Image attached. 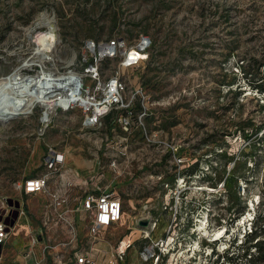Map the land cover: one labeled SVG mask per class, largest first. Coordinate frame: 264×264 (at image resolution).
<instances>
[{
    "label": "rangeland",
    "instance_id": "rangeland-1",
    "mask_svg": "<svg viewBox=\"0 0 264 264\" xmlns=\"http://www.w3.org/2000/svg\"><path fill=\"white\" fill-rule=\"evenodd\" d=\"M139 34L152 39L145 64L99 62L103 82L120 71L124 101L93 126L83 125L84 106L53 105L44 128L40 103L5 113L13 95L0 92L6 247L20 223L49 264L94 240L106 251L130 240L128 264H142L149 245L165 252L158 264H264L253 246L264 241V0H0V79L78 75L99 96L85 43L120 36L130 44ZM48 146L64 152L61 173L25 194L21 184L42 171ZM96 186L120 197L123 215L93 232L76 209ZM150 221L156 227L143 239L135 227Z\"/></svg>",
    "mask_w": 264,
    "mask_h": 264
},
{
    "label": "built area",
    "instance_id": "built-area-1",
    "mask_svg": "<svg viewBox=\"0 0 264 264\" xmlns=\"http://www.w3.org/2000/svg\"><path fill=\"white\" fill-rule=\"evenodd\" d=\"M87 49L94 50V61H97V64L104 59L119 58V68H137L145 64L149 59L151 49H152V39L147 34H139L135 40L128 44L123 37L115 36L110 40L104 42H89L85 43ZM90 65V69H87V72L92 73V77L96 82L97 91H101V95H89V91L85 89V85L81 79H76V75H68L70 79H74L75 83L69 85L68 88H73L76 91V95L91 97L93 102H95L97 109L94 106H90L83 111L89 115L90 120H87L86 117L83 121L84 126H93L94 125V114H99L96 119H98L108 113L113 105L123 103V84L120 79V71H117L116 75L111 76L107 79L106 82L101 81L99 75L98 66ZM76 79V80H75ZM56 81V77L48 76L44 78L45 86H49ZM80 82L81 91L78 92ZM134 94L140 95L143 99L145 94L141 86L134 87ZM81 99V98H80ZM132 104L131 100L125 105V107ZM94 107V109H93ZM60 108L68 110L71 107L66 106H57L55 109ZM89 111V112H88ZM86 115V116H87ZM48 116L42 118L44 123V128L48 127L50 124ZM45 118V119H44ZM44 119V120H43ZM86 121V123H85ZM127 126V124H125ZM65 161L64 152L56 149L53 146H48L46 151L42 155L41 159V168L40 173H36L32 176H28L21 184V189L25 194H36L43 192L50 180L54 178L55 175L61 173V168ZM53 197L59 198V194H52ZM61 202H63L61 200ZM80 210L85 213V218H89L91 222V229L93 232L98 230L108 228L114 224L121 221L123 206L120 197H118L115 192L111 189H104L96 186L95 188L89 189L80 199ZM19 213H21L19 211ZM8 228L6 221L0 218V247L5 243L8 236ZM149 237V234L143 231L142 238L146 239ZM96 240H94L95 243ZM36 240H33V243ZM162 244V241L159 242V245ZM132 242L130 240L124 241L120 240L116 247L108 251H103L91 246L90 250H83L79 248H74L68 259L64 264H128V251L131 248ZM158 245V244H157ZM44 254V260L47 261V250L44 247L42 249ZM165 255L163 250L157 249L154 250L152 245L143 246L139 250V261L142 264H158L159 259ZM2 260V253L0 249V261ZM35 264H41V261H35ZM57 264H61L59 261Z\"/></svg>",
    "mask_w": 264,
    "mask_h": 264
},
{
    "label": "bare ground",
    "instance_id": "bare-ground-1",
    "mask_svg": "<svg viewBox=\"0 0 264 264\" xmlns=\"http://www.w3.org/2000/svg\"><path fill=\"white\" fill-rule=\"evenodd\" d=\"M44 36H45L44 38L46 42L48 43L49 39L47 35H44ZM77 78L78 80H81L79 79L80 76L78 75H76V79ZM74 83H75L74 79L71 80L70 76L66 75V76L56 77V81L53 84L49 86H45L44 74L42 75L41 72H38L37 74H32L30 76H26V77L22 75L2 77L0 79V92L10 91L13 95V99L10 102V104L4 107L5 108L4 112L10 113L13 115L27 114L29 113V110L33 107L34 103L36 102L40 103L45 109L42 114L43 117L45 118L48 116V113H50L49 109L52 108L53 105H55V107L70 106L71 108L76 105H80V106H84L85 109H87L89 106L90 108L94 106L95 109H97L95 102H93V99L90 96L86 97V96L76 95L75 89L68 88L69 85H73ZM81 84L82 82H80V85H79V89H78L79 93L81 91V87H80ZM63 89L64 91H62ZM98 115L99 114L97 113L94 114V123L96 122ZM90 118L92 117L89 116L87 120H90ZM145 217H148V216H145ZM155 227H156V223L153 221H150L147 228L141 229V228L135 227V229L139 232L145 231L146 233H149L148 231L149 228L155 229Z\"/></svg>",
    "mask_w": 264,
    "mask_h": 264
},
{
    "label": "crops",
    "instance_id": "crops-1",
    "mask_svg": "<svg viewBox=\"0 0 264 264\" xmlns=\"http://www.w3.org/2000/svg\"><path fill=\"white\" fill-rule=\"evenodd\" d=\"M76 215L78 216L77 222L82 224L84 222L85 213L82 212L80 208H77ZM21 220H23V218H21ZM22 230V225L19 223V227L15 229L12 232V236H10L8 246L6 247L5 241V243L0 247L2 253V260L0 261V264H35V261H41V264H45L46 262L49 264V258H47V261H45L44 254L42 252L36 254L39 239H36V242L33 243L32 238L29 240L21 235L20 232H22ZM92 247H94V241L92 242ZM74 248L82 249L80 246H72L71 251Z\"/></svg>",
    "mask_w": 264,
    "mask_h": 264
},
{
    "label": "trees",
    "instance_id": "trees-1",
    "mask_svg": "<svg viewBox=\"0 0 264 264\" xmlns=\"http://www.w3.org/2000/svg\"><path fill=\"white\" fill-rule=\"evenodd\" d=\"M241 129L244 130L245 126L243 125V127ZM262 244H264V241H256V243L253 244V246L256 248L260 258L264 257V245H262Z\"/></svg>",
    "mask_w": 264,
    "mask_h": 264
},
{
    "label": "water",
    "instance_id": "water-1",
    "mask_svg": "<svg viewBox=\"0 0 264 264\" xmlns=\"http://www.w3.org/2000/svg\"><path fill=\"white\" fill-rule=\"evenodd\" d=\"M140 223H141L142 225H146V224H147L146 221H141Z\"/></svg>",
    "mask_w": 264,
    "mask_h": 264
}]
</instances>
